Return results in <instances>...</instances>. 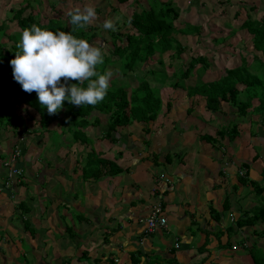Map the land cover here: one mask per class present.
<instances>
[{"label": "crops", "instance_id": "0c3cea01", "mask_svg": "<svg viewBox=\"0 0 264 264\" xmlns=\"http://www.w3.org/2000/svg\"><path fill=\"white\" fill-rule=\"evenodd\" d=\"M47 1L58 8L72 0ZM261 1L230 0L232 18L239 20L236 27L247 16H264ZM197 2L203 10L204 0ZM24 4V0H0V16L5 18ZM197 9L191 7L193 12ZM4 18L0 25L7 28ZM236 38L242 43L241 35ZM211 71L198 68L187 81L206 82L198 73ZM156 84L152 87H159ZM158 89L163 107L156 120L119 129L116 143L102 138L107 117L101 118L100 125L86 128L101 158L113 161L122 153L117 163L123 172L96 181L81 177L78 157L84 148L72 146L67 135L31 133L40 128L39 116L33 109H21L31 117H24L19 128L25 139L16 167L24 172L7 190L1 187L8 172L2 163L9 158L13 150L9 145L15 139L11 134L0 135L3 264L16 262L22 252L29 264H264V121L253 110L244 120L234 118L227 104L222 105V111L228 110L223 114L205 111L203 102L188 114L186 92L183 100L177 93L171 95L173 91L165 100L169 87ZM258 103L255 99L252 106ZM58 121H52L47 130L61 132ZM231 122L239 127L233 140L225 137L214 146L201 139L204 135L215 138L217 130ZM144 127L149 133L143 132ZM167 155L173 157L170 163L165 162ZM156 204L164 210L167 227L146 234L139 220ZM250 218L253 224H239ZM29 229L37 235L32 236Z\"/></svg>", "mask_w": 264, "mask_h": 264}, {"label": "trees", "instance_id": "16d2710c", "mask_svg": "<svg viewBox=\"0 0 264 264\" xmlns=\"http://www.w3.org/2000/svg\"><path fill=\"white\" fill-rule=\"evenodd\" d=\"M32 1L36 3L38 9H34L29 1L24 0L25 4L14 13L7 15L4 22H15L20 31L36 24L49 31L68 32L78 39L87 40L90 44L98 37L108 36L110 40L109 56L106 52H103L104 62L97 65L96 70L101 74L105 71L122 74L111 78L104 100L97 105H81L78 107L66 100L63 102V107L55 115L50 116L47 114V109L39 104L36 93L24 92L13 79L9 62L15 58V53L20 51L17 48L20 34L9 35L8 42H11L10 45L0 42V135L1 133L11 134V138L15 139L14 143L9 145V147L12 146V151L16 147L22 152L24 151L20 143L24 141L25 137L24 134L20 136L19 128L24 123V117L26 119L31 117L27 112L22 114L21 109L23 107L33 109L39 116V129L42 132L47 131L52 137L56 136L57 133L59 137L67 135L71 137L72 146L76 145L78 148L85 149L78 157L83 180L96 181L101 177H114L123 172V169L117 163L122 153H118L113 161L101 158L100 153L96 152L94 147L91 146V140L87 137L85 130L91 125H100L101 118L107 117L106 126L101 131L102 138L109 140L111 143H116L119 129H125L134 123L147 126L148 123L155 121L162 110L163 101L159 93V87H152L154 82L158 84L164 82L171 89L185 91L186 98L189 101L188 114L193 113L195 105L202 102L205 111L212 113L221 112L222 105L227 104L234 118L244 120L247 118L249 111L253 110V113L258 115L261 121H264V16L260 19H252L247 16L238 27L233 28L229 25L228 27L231 30L224 36L211 38L212 45L217 46L221 43L226 44L223 48H230L233 47L231 40L238 33L242 37V43L246 44L244 49L251 48L256 52L254 56H250V60L240 56L241 60L238 66L219 68L214 59L211 60L205 55L198 54L191 55L187 63H183L182 55L188 51V46L183 43L184 40L188 36L202 37L203 39L204 28L197 23H182V25L177 26L175 22L179 19L180 14L179 9L172 0H149V7L145 10L140 8L137 0H133L137 8L130 7L129 14H124L120 5L129 0H103L106 2L100 3V8L95 7L99 27L96 26L95 20L86 29L75 30V26L70 24V17L67 15L65 18L56 16L48 18L45 23L40 22L39 10L41 11L43 6L46 7L48 4L51 8L49 10L53 11L56 3L53 5L47 0L44 1L45 4H42L40 0ZM97 1L99 0L95 2ZM71 2L72 8L83 5V0H72ZM40 4L42 5L41 9H39ZM105 8L107 12L104 10ZM119 13L125 15L126 20H123L122 17L119 20ZM106 17L118 18L116 20V31L104 30L101 27ZM126 25H129V29L127 28L122 32ZM5 28V24L2 23L0 25V38L4 35ZM101 40L102 45L98 42L96 44L103 49V43L107 41ZM238 53L242 55L244 52L241 53V50H239ZM213 64L217 69L214 68ZM152 66H155V68ZM119 68L122 70L119 71ZM198 68H202L203 71L212 70L211 73L215 77L206 82L201 81V78H199L188 84L186 81L194 77ZM169 69L172 70L169 71ZM136 71L139 72L138 75H130ZM126 72L128 73L126 74ZM131 76L135 80L133 85L130 80ZM117 78H122V83H116ZM91 79H96V77ZM73 83L77 82L69 81V84ZM86 85L87 82L81 86L86 87ZM255 99L259 103L253 107L252 101ZM170 104V102L165 104L168 111L171 108ZM226 111L228 110H224L220 114ZM58 118L57 126L61 128V132L47 130L52 121ZM259 126L262 127V125ZM143 132L147 134L149 130L144 127ZM24 133L27 132L24 131ZM238 134V125L231 122L227 127L217 130L215 138L204 135L201 139L215 145L216 142L225 137L231 141ZM148 142L149 140L144 144ZM172 158V156L167 155L165 162L170 163ZM6 163L8 161L2 163L5 168H7ZM241 180L243 179L241 178ZM262 181L264 182V168ZM5 182H8V178H5ZM5 182L1 184V187L4 189L12 187L11 182H9V185H6ZM243 182L247 181L244 180ZM250 184L255 186L252 181ZM255 187H259V185L257 184ZM26 206V203L22 204V207L25 208ZM213 212L217 217L215 210L210 208L212 215ZM262 218L264 219V214ZM254 222L250 218L240 221L239 224H253ZM29 231L32 236L37 235L35 230L29 229ZM66 233H70L68 228H66ZM22 257L23 261H19ZM253 260L256 263L254 256ZM17 262L19 264H29L25 252H22L18 260L11 264Z\"/></svg>", "mask_w": 264, "mask_h": 264}, {"label": "clouds", "instance_id": "9594fccd", "mask_svg": "<svg viewBox=\"0 0 264 264\" xmlns=\"http://www.w3.org/2000/svg\"><path fill=\"white\" fill-rule=\"evenodd\" d=\"M128 2L120 4L125 13L129 12ZM67 16L70 17V24L75 26L74 30L86 29L97 19L96 9L91 5L72 8ZM117 19L106 18L101 27L116 31ZM17 48L20 51L9 62L13 79L24 92L36 93L39 104L47 109L48 115H55L66 100L78 107L95 106L104 100L113 73L105 71L101 74L96 70L97 65L104 62V53L100 46L78 39L68 32H53L33 24L20 31ZM92 77L96 79H91ZM69 81L77 83L69 84ZM85 82L86 87L81 86ZM20 151L19 159L22 158V150ZM12 153L13 151L10 156ZM19 159L14 164L15 168ZM18 169L21 170V175L15 177L12 184L23 175L24 171Z\"/></svg>", "mask_w": 264, "mask_h": 264}, {"label": "rangeland", "instance_id": "374dc122", "mask_svg": "<svg viewBox=\"0 0 264 264\" xmlns=\"http://www.w3.org/2000/svg\"><path fill=\"white\" fill-rule=\"evenodd\" d=\"M28 1L31 3V6L34 9H38L36 7V3L34 1H32V0H28ZM40 1H41L42 4H45L44 1H46V0H40ZM95 1L96 0H84L83 1V5H78V7L83 8L86 5H91L94 8L95 7L96 8L97 7L100 8V3L106 2V1H103V0H99L97 2H95ZM137 1H138V4L140 5V8H142L144 10L148 9L149 2H150L149 0H137ZM172 1L176 5V7L179 9L180 17L175 22V24L177 26L182 25V23L183 24H185V23H188V24L189 23L190 24L197 23V24L202 25L203 28H204L203 39H202V37L188 36L186 38V40H184V42H183L184 45L188 46V51L182 55V60H183L184 64L187 63V61H188V59H189V57L191 55L198 54V55H205V56L209 57L211 60L214 59L215 60V64H217V66L220 67V68H231V67L237 66L240 63V60H241V58H239L240 56L244 57L246 59H249L250 56H252V55L254 56L255 55L256 52L253 49L252 50H251V48L248 49V50L244 49V45L245 44H242V43H240V40H237L236 37H240V34H238V33H236L234 38L231 40V42L233 44V47L223 48L224 45L226 46V44H221V43L219 45H217V46L212 45L213 43H212V39L211 38L215 39V38L224 36L225 34L228 33V31L231 30V28L228 27L230 24L233 25V28H235L236 25L238 24L239 20H237L235 22L234 19L232 18L233 17V8H232V3L233 2H230V0H204V3L206 4V6H205V8L203 10H199L200 8L198 6L197 0H192V1L191 0H172ZM189 1L191 2L190 4H189ZM69 2L70 3H68V2L64 3V5L61 6V7H58V8L55 7V9L53 11L56 12V13L59 12L58 14L54 13L53 11L49 10L48 8H45V6H43V8H42L41 7L42 5L40 4L39 5V9L42 8L41 11L39 10V12H40L39 13V19H40V21L42 23H45L48 18L56 17V16H61L62 18H65L66 15H67V12L70 9H72V6H73L72 2L71 1H69ZM260 3L262 5H264V0H262ZM128 4L130 5V6H128L129 9H130V7L133 8V9L137 8V6L133 2V0H129ZM47 6H48V4H47ZM126 6H127V4H126ZM192 6H194V7L196 6V8H198L197 12H195V11L193 12V10H191ZM104 10L106 11V8ZM12 13H13V11H11L10 14H12ZM123 13L124 14H129V12H127V13L123 12ZM253 13L252 12H248V14H250V15H252ZM6 17H7V15H6ZM120 17H122L123 20H126V16L125 15H120V13H119V20H120ZM1 18L3 19L4 15H3V17L0 16V19ZM110 18H112V17H110ZM10 23L11 22H7L6 23V25H7L6 31H5L4 35L0 38V42L1 43L2 42L3 43H8V45L11 44V42H8V36L9 35L20 34V30L18 29L16 23L15 22H13L11 24ZM98 23H97V20H96V26L99 25ZM121 23H123V21H121ZM126 26L122 30V32L125 29H127V28L129 29V25L127 27ZM225 28H226V30H225ZM100 38L107 41V42L103 43V46H102L103 49L102 50H103V52H106L107 56H109L108 51L110 49V40H109L108 36L104 35L103 37H98L97 39L94 40V42H92V44L97 46L96 43L98 42V43H100L102 45V40ZM239 50H241V52H244V53L242 55H240L238 53ZM213 54H215V55H213ZM114 58H116V57H114ZM213 66H214L215 69H217L214 64H213ZM152 67L155 68V66H152ZM120 70H122V69L119 68V71ZM171 70L172 69H169V71H171ZM199 72H202V68H199ZM127 73L128 72H126V74ZM138 73L139 72L136 71L134 73H131L130 75L135 76V75H138ZM121 74L122 73H119V74L115 73V74L112 75V77L113 76H118V75L121 76ZM198 75L203 76L202 79L204 81H207V80L209 81L213 77L212 74H210V73H198ZM132 76L130 77V80H131V84L133 85L135 80H133L134 78ZM122 81H123L122 78H117L116 79V83H118V84L122 83ZM186 82L189 84V83H192L193 81H186ZM183 84H184V82H183ZM164 85H165L164 82H163V85L156 84V86H159V87H162ZM175 90H172L169 87V89L167 90L168 91L167 94L163 95L164 99L167 100L168 93L169 92L171 93V91H173L171 93V95H175L177 93L180 96V98L183 100V95L185 94V91L180 90V89H175ZM177 100H179V98ZM182 102L184 104V101H182ZM182 102H181V104H182ZM176 108H178V106ZM32 132H42V131L38 128L36 130L33 129L31 131V133ZM87 145L90 147L89 144H87ZM215 145H217V144H215ZM26 250H27V244H24L23 245V251H26ZM0 254H1V247H0ZM1 258H2V256L0 255V264H3L2 261H1ZM19 261H23V257Z\"/></svg>", "mask_w": 264, "mask_h": 264}, {"label": "built area", "instance_id": "2783aa9c", "mask_svg": "<svg viewBox=\"0 0 264 264\" xmlns=\"http://www.w3.org/2000/svg\"><path fill=\"white\" fill-rule=\"evenodd\" d=\"M20 154H21L20 149L16 147V149L13 151L12 155L10 156L8 163H6L8 170L7 172L8 182H6V185H9V182H12L15 177L21 175V170L15 168L14 166L16 160L20 158ZM139 222L145 226V232L147 234L153 233L158 229H165L167 225V220L160 204H156L152 208L149 215L146 216L145 218L140 219ZM235 248L236 247H233V249Z\"/></svg>", "mask_w": 264, "mask_h": 264}]
</instances>
